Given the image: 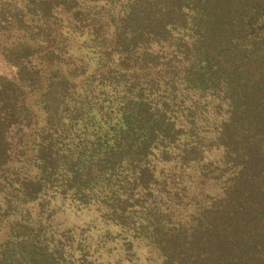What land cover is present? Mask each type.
Masks as SVG:
<instances>
[{
	"label": "trees",
	"instance_id": "16d2710c",
	"mask_svg": "<svg viewBox=\"0 0 264 264\" xmlns=\"http://www.w3.org/2000/svg\"><path fill=\"white\" fill-rule=\"evenodd\" d=\"M0 52V264H264V0H0Z\"/></svg>",
	"mask_w": 264,
	"mask_h": 264
},
{
	"label": "rangeland",
	"instance_id": "374dc122",
	"mask_svg": "<svg viewBox=\"0 0 264 264\" xmlns=\"http://www.w3.org/2000/svg\"><path fill=\"white\" fill-rule=\"evenodd\" d=\"M16 72V68L6 62L4 60L3 55L0 52V75L8 76V77H13V75ZM81 218L82 220L87 218V213H80L79 216L77 215V220ZM4 238V232H0V240Z\"/></svg>",
	"mask_w": 264,
	"mask_h": 264
}]
</instances>
